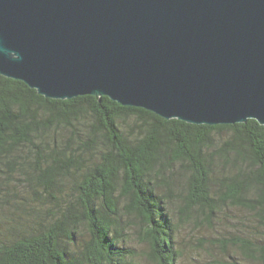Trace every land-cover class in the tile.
<instances>
[{"label":"trees","instance_id":"16d2710c","mask_svg":"<svg viewBox=\"0 0 264 264\" xmlns=\"http://www.w3.org/2000/svg\"><path fill=\"white\" fill-rule=\"evenodd\" d=\"M1 166L56 211L36 228L13 226L0 264H135L132 236L148 247L149 263L177 264V199L207 221L221 205L247 209L264 227V126L255 120L193 125L108 97L48 99L0 75ZM82 227L89 238L79 242ZM219 243L264 263V245L252 239Z\"/></svg>","mask_w":264,"mask_h":264},{"label":"water","instance_id":"95a60500","mask_svg":"<svg viewBox=\"0 0 264 264\" xmlns=\"http://www.w3.org/2000/svg\"><path fill=\"white\" fill-rule=\"evenodd\" d=\"M0 75L53 100L264 126V0H0Z\"/></svg>","mask_w":264,"mask_h":264},{"label":"rangeland","instance_id":"374dc122","mask_svg":"<svg viewBox=\"0 0 264 264\" xmlns=\"http://www.w3.org/2000/svg\"><path fill=\"white\" fill-rule=\"evenodd\" d=\"M135 131L136 128H133L132 133ZM183 182L184 179L180 178L178 185L181 186ZM181 203L177 199L174 207H170V216L176 226L175 245L180 255L177 264H264L262 261L245 259L237 248L228 246L225 249L219 243L246 237L258 245H264V227L249 210L221 205L213 219L207 221L202 212L191 210L184 213ZM51 209L56 211L52 201L47 200L42 191L37 193L25 176L5 166L0 167V241H7L16 233L13 226L23 231L36 228V223L48 222ZM88 238L86 228L82 227L79 242ZM129 245L140 253L135 264H151L143 259V253L148 251L145 244L132 236ZM73 248L70 246V249Z\"/></svg>","mask_w":264,"mask_h":264}]
</instances>
